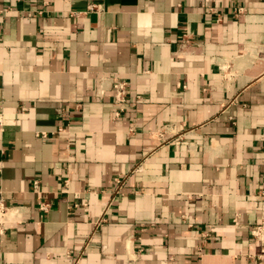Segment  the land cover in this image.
<instances>
[{
    "label": "crops",
    "instance_id": "crops-1",
    "mask_svg": "<svg viewBox=\"0 0 264 264\" xmlns=\"http://www.w3.org/2000/svg\"><path fill=\"white\" fill-rule=\"evenodd\" d=\"M0 119V264H264V0H0Z\"/></svg>",
    "mask_w": 264,
    "mask_h": 264
},
{
    "label": "built area",
    "instance_id": "built-area-1",
    "mask_svg": "<svg viewBox=\"0 0 264 264\" xmlns=\"http://www.w3.org/2000/svg\"><path fill=\"white\" fill-rule=\"evenodd\" d=\"M205 1V0H204ZM47 5V3H45ZM203 7L205 8L206 5L204 4ZM209 9V8H208ZM90 12H97V7L91 6L89 7ZM209 11L212 13V9H209ZM244 8L239 7L235 10V16L237 17L240 14H243ZM218 22H221V18L217 20ZM192 40L189 39L188 35L184 36L183 39V46L191 45ZM113 78V77H112ZM100 90L97 91V97L99 99H102L105 96V91L99 88ZM130 84L125 80H120L117 78H113L111 80V92L113 93V104L119 108L117 109L115 113V119H119L123 113L125 112V106L128 102V98L130 95ZM3 125L2 119H0V126ZM130 133H134V129L131 128ZM42 136L45 138L47 135L44 133ZM161 137H164L163 134H161ZM264 196V195H263ZM110 208V205L107 206L105 209L102 218L100 219V222L97 223L96 229H100L103 227L107 221L106 216L108 209ZM43 210H46V207H43ZM15 209L12 207L4 197V193L2 190H0V240L4 238L10 230L11 227V215L14 213ZM250 235L252 237V240L259 244L260 246V254L257 256V259L259 261L264 262V216L261 217L260 221L256 223L250 231Z\"/></svg>",
    "mask_w": 264,
    "mask_h": 264
}]
</instances>
